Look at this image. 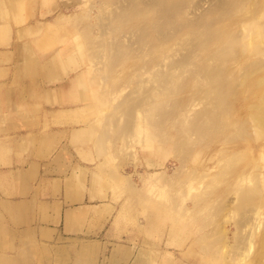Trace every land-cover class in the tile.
<instances>
[{"label": "rangeland", "instance_id": "374dc122", "mask_svg": "<svg viewBox=\"0 0 264 264\" xmlns=\"http://www.w3.org/2000/svg\"><path fill=\"white\" fill-rule=\"evenodd\" d=\"M0 21L4 170L61 147L153 264H264V0H1Z\"/></svg>", "mask_w": 264, "mask_h": 264}, {"label": "crops", "instance_id": "0c3cea01", "mask_svg": "<svg viewBox=\"0 0 264 264\" xmlns=\"http://www.w3.org/2000/svg\"><path fill=\"white\" fill-rule=\"evenodd\" d=\"M7 30L0 21V31ZM10 115L2 112L0 118ZM58 150L19 160L17 169L0 166L2 263L25 264L33 249L34 264H153L138 239L116 237L110 224L114 205L96 173ZM77 153L83 160V152Z\"/></svg>", "mask_w": 264, "mask_h": 264}, {"label": "bare ground", "instance_id": "6f19581e", "mask_svg": "<svg viewBox=\"0 0 264 264\" xmlns=\"http://www.w3.org/2000/svg\"><path fill=\"white\" fill-rule=\"evenodd\" d=\"M169 4H170V3H169ZM172 5H173V4L171 3V5L169 6V7H171V9H172ZM173 7H174V6H173ZM165 8L167 9L168 7H166V5H165ZM171 9H169V10H171ZM173 9H174V8H173ZM217 10H219V9H217ZM168 17H170V16H168ZM208 18H210V16H209ZM211 21L213 22V20H211ZM215 21H216V19H215ZM212 22H211V24H213ZM214 24H215V22H214ZM144 37H145V36H144ZM230 47H232V46H230ZM233 47H234V46H233ZM227 49H228V52H230L229 54H231V50H232V52H233V51H236V49L233 50V49L228 48V47L225 49V51H227ZM225 51H224V52H225ZM234 53H235V52H233V53L231 54L232 57H233V55H235ZM223 54H227V52H225V53H223ZM231 55H226L225 57H229V56L231 57ZM212 76H213V75H212ZM215 76H217V75H215ZM213 78H214V77H213ZM228 84H229V86L227 85L225 88L230 87L231 84H230V83H228ZM231 86H232V85H231ZM219 88H221V85H219ZM223 88H224V87H222L221 89H218V88H216V89L214 88V89H213V91H215V90H221V94L217 92V95H218V96H216V97L221 98V97L223 96V93H222V92H223V91H222ZM230 88H232V87H230ZM226 92L228 93V91H226ZM226 92L224 93V95H227ZM230 92H232V91H230ZM230 92H229V94H228L229 96H230ZM215 93H216V92H215ZM223 97H224V96H223ZM223 97H222V98H223ZM216 99H217V98H216ZM219 100H220V101H225V97L223 98V100H222V99H218L217 101H219ZM225 102H226V101H225ZM222 103H223V104H222ZM222 103H220L221 105H223L222 107H225V106H224V102H222ZM226 103H227V102H226ZM226 103H225V104H226ZM216 104H217V106L220 105V104H218V102H217ZM226 108H227V107H226ZM222 109H225V108H222ZM211 113H212V112H211ZM211 115H212V114H211ZM208 116L211 117L209 114H208ZM214 116H215V115H214ZM212 117H213V116H212ZM215 120H217V119H215ZM207 121H208V120H207ZM211 123H214V122L211 121ZM207 124H208V123H207ZM214 125H215V124H214ZM211 126H212V125H211ZM205 127H206V125H205ZM203 128H204V127H203ZM212 128H214V127H212ZM200 129H202V128H199V130H200ZM204 129H205V128H204ZM206 129H209V128H206ZM206 129H205V130H206ZM207 131H208V130H207ZM209 131H211V129H209ZM202 132H203V131H202ZM204 132H206V131H204ZM209 133H210V132H208V134H209ZM201 134H202V135H207L206 133H205V134L201 133ZM201 134H200V135H201Z\"/></svg>", "mask_w": 264, "mask_h": 264}]
</instances>
